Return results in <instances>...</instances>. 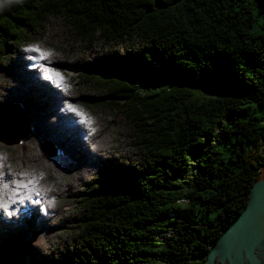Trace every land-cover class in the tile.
I'll use <instances>...</instances> for the list:
<instances>
[{
  "label": "trees",
  "instance_id": "1",
  "mask_svg": "<svg viewBox=\"0 0 264 264\" xmlns=\"http://www.w3.org/2000/svg\"><path fill=\"white\" fill-rule=\"evenodd\" d=\"M0 104V264H209L264 165V0H0Z\"/></svg>",
  "mask_w": 264,
  "mask_h": 264
},
{
  "label": "water",
  "instance_id": "2",
  "mask_svg": "<svg viewBox=\"0 0 264 264\" xmlns=\"http://www.w3.org/2000/svg\"><path fill=\"white\" fill-rule=\"evenodd\" d=\"M20 105L0 104V145L16 146L30 135L28 118ZM41 150L48 158L58 155L57 149L50 143H42ZM264 239V165L260 167V179L252 186L249 202L246 208L236 216L226 227L215 247L209 250V264L214 262V256L220 253L219 262H226L225 251L237 247L247 261V264H261L256 248ZM214 247V248H215Z\"/></svg>",
  "mask_w": 264,
  "mask_h": 264
},
{
  "label": "rangeland",
  "instance_id": "3",
  "mask_svg": "<svg viewBox=\"0 0 264 264\" xmlns=\"http://www.w3.org/2000/svg\"><path fill=\"white\" fill-rule=\"evenodd\" d=\"M74 70L73 69H64V71H63V73L67 76V77H73L74 76ZM72 84H74V81L73 82H71ZM263 124H264V121H263ZM55 157L57 158V160H59V161H61V156L60 155H57V154H55ZM64 193V190L63 189H61L59 192H58V194L59 195H61V194H63ZM263 248L262 250H263V257H262V260H261V264H264V239L262 240V242H261V244L259 245V247L258 248ZM219 247H215V248H213V249H218ZM220 253H218V254H216L215 256H214V262H215V260L217 261V262H219V258H220ZM226 261H227V263L228 264H231V262H230V259L229 258H227L226 257ZM241 261V262H240ZM237 264H247V261H246V259L244 258V256L242 255V252H241V259L239 260V259H237Z\"/></svg>",
  "mask_w": 264,
  "mask_h": 264
},
{
  "label": "bare ground",
  "instance_id": "4",
  "mask_svg": "<svg viewBox=\"0 0 264 264\" xmlns=\"http://www.w3.org/2000/svg\"><path fill=\"white\" fill-rule=\"evenodd\" d=\"M239 249L237 247H232L230 250L225 251V255L230 259L231 264H237V259H241V255L239 253ZM241 262V261H240Z\"/></svg>",
  "mask_w": 264,
  "mask_h": 264
},
{
  "label": "flooded vegetation",
  "instance_id": "5",
  "mask_svg": "<svg viewBox=\"0 0 264 264\" xmlns=\"http://www.w3.org/2000/svg\"><path fill=\"white\" fill-rule=\"evenodd\" d=\"M262 249H263L262 247L261 248H256V251H257L256 253H257V256L260 259V263H261V260H262V257H263V250ZM219 264H220V262H219ZM224 264H228L227 261Z\"/></svg>",
  "mask_w": 264,
  "mask_h": 264
},
{
  "label": "snow or ice",
  "instance_id": "6",
  "mask_svg": "<svg viewBox=\"0 0 264 264\" xmlns=\"http://www.w3.org/2000/svg\"><path fill=\"white\" fill-rule=\"evenodd\" d=\"M58 75V74H57Z\"/></svg>",
  "mask_w": 264,
  "mask_h": 264
}]
</instances>
